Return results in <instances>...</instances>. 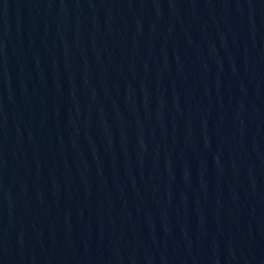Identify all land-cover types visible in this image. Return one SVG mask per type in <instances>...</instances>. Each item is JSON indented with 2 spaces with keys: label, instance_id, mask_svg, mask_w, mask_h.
<instances>
[{
  "label": "water",
  "instance_id": "1",
  "mask_svg": "<svg viewBox=\"0 0 264 264\" xmlns=\"http://www.w3.org/2000/svg\"><path fill=\"white\" fill-rule=\"evenodd\" d=\"M0 264H264V0H0Z\"/></svg>",
  "mask_w": 264,
  "mask_h": 264
}]
</instances>
